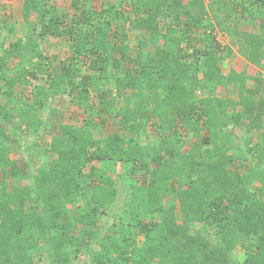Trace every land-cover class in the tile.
<instances>
[{
	"label": "trees",
	"instance_id": "1",
	"mask_svg": "<svg viewBox=\"0 0 264 264\" xmlns=\"http://www.w3.org/2000/svg\"><path fill=\"white\" fill-rule=\"evenodd\" d=\"M56 1L0 40V264H264V0Z\"/></svg>",
	"mask_w": 264,
	"mask_h": 264
},
{
	"label": "rangeland",
	"instance_id": "2",
	"mask_svg": "<svg viewBox=\"0 0 264 264\" xmlns=\"http://www.w3.org/2000/svg\"><path fill=\"white\" fill-rule=\"evenodd\" d=\"M23 1L24 0H0V40L2 39L1 37H3V28H5L6 26H9L11 24H16L17 26H19V29L22 30H29L31 28L30 24H33L32 22L34 21V19H31L30 24L26 23L23 21L22 19V7H23ZM62 1V3H60ZM68 1V0H67ZM209 0H205V2L207 3ZM60 4H64L63 6L66 5V0H58L55 2V5H59ZM94 8H100V3H94ZM243 29H249L252 31H259L258 27L256 25H251V26H244ZM136 33L130 32L128 34L129 36V43L132 44H136L137 41V34ZM134 42V43H133ZM224 43L226 45H231V42L229 40V38L226 36ZM133 46V45H132ZM233 46V44H232ZM49 51L50 54L54 55L57 57L56 59V64L54 66L55 70L59 73L60 69H61V63L62 60L64 58L67 57V55L69 54V49H68V44L67 41H51V43L49 45H47L46 47ZM234 48V46H233ZM236 51V50H235ZM237 54V51H236ZM240 55H236L235 61L232 64H228L230 66H232L233 64L238 68L241 67L243 64H240V61H244V58H242ZM239 57V58H238ZM233 58V59H234ZM238 60H237V59ZM243 59V60H239V59ZM227 65V66H228ZM228 67H226V69H228ZM264 71V70H263ZM264 74V72H262ZM16 94L22 95L23 92L20 88H16L15 89ZM217 95L221 98H236L237 97V92L234 91L231 88L228 89H220L217 92ZM73 109V108H71ZM74 111L77 112V114L83 116V112L81 110H78L77 108H74ZM73 116L72 115V111H66L63 109H56V110H51L48 111L46 113H42V117L43 119H45L48 123V125H50V128L41 135V141H42V145L45 146L47 144V140L50 139V137L52 136V134H58L59 129H58V125L62 124L63 122H67L70 117ZM25 142V144L28 145H32L33 142L36 140L33 136L27 134L26 136L23 137V139ZM239 140V138H238ZM14 141V140H13ZM240 142V140H239ZM13 148H15L14 153L12 154V157L14 158H18L21 154V152L18 150L17 145L15 143V145L13 144ZM14 185V183H13ZM211 240L214 241V239L212 237H209ZM231 258L239 263H242L243 260L245 259V251L241 248V247H237L232 253H231ZM76 264H89V260L86 257H82L79 261L76 262Z\"/></svg>",
	"mask_w": 264,
	"mask_h": 264
},
{
	"label": "crops",
	"instance_id": "3",
	"mask_svg": "<svg viewBox=\"0 0 264 264\" xmlns=\"http://www.w3.org/2000/svg\"><path fill=\"white\" fill-rule=\"evenodd\" d=\"M130 32H132V34H133V30H129L128 31V34L130 33ZM134 33H136V32H134ZM137 34V41H136V44L134 43V44H132L133 45V47H135L138 43H139V41L140 40H142L143 38H145V40H146V42L149 40V35L147 34V33H140V34H138V33H136ZM135 34V35H136ZM236 55H239L238 53L236 54V52L234 53V56L236 57ZM240 57V56H239ZM238 57V58H239ZM234 58V57H233ZM237 59V58H236ZM238 60V59H237ZM239 60H243V59H239ZM245 60V59H244ZM235 61V58L232 60V61H230L229 63L230 64H232L233 62ZM240 64H243L241 67H239L238 68V66L236 67L234 64L232 65V66H230L229 65V67L230 68H232L233 70H235V71H237V72H241L243 69H245L246 67H248L249 66V63H248V61L247 60H245V62L244 61H240ZM251 68L252 69H255L253 66H251ZM261 72H264L263 70H260ZM263 74V73H262ZM263 76H264V74H263ZM223 89H226V88H223ZM234 91H236V90H234ZM237 92V91H236ZM237 95H238V93H237ZM237 98V97H236ZM235 99V98H234Z\"/></svg>",
	"mask_w": 264,
	"mask_h": 264
},
{
	"label": "built area",
	"instance_id": "4",
	"mask_svg": "<svg viewBox=\"0 0 264 264\" xmlns=\"http://www.w3.org/2000/svg\"><path fill=\"white\" fill-rule=\"evenodd\" d=\"M214 35L216 36V39H217L222 45H226V44L224 43V40H225V38H226V35H224V34L218 32V31H216V32L214 33Z\"/></svg>",
	"mask_w": 264,
	"mask_h": 264
}]
</instances>
